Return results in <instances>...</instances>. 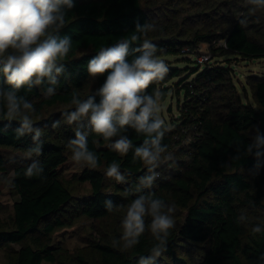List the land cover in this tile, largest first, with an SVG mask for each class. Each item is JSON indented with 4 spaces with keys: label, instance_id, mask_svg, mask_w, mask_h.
I'll return each instance as SVG.
<instances>
[{
    "label": "trees",
    "instance_id": "16d2710c",
    "mask_svg": "<svg viewBox=\"0 0 264 264\" xmlns=\"http://www.w3.org/2000/svg\"><path fill=\"white\" fill-rule=\"evenodd\" d=\"M185 1L74 0V8L67 14V25L59 33L61 37L69 36L73 44L64 62L66 71L58 78L56 94L47 99L43 96V89L50 86L47 83L19 92L36 107L34 126L42 129L43 151L33 159L39 161L43 173L26 177L30 159L21 158L8 167L0 153V172L12 173L10 183L18 197L12 216L0 221V250L11 251L5 264H137L140 256L150 254L153 239L148 232L128 251L114 248L113 240L121 236L120 224L118 230L111 231L112 236L100 232L82 255L67 262L58 259L63 249L53 239L56 231L71 227L81 217L96 222L124 215L126 208L108 212L104 207L106 200L126 206L136 198V194L125 196V190L135 187L139 177L145 174L143 163L134 158L132 151L126 156L113 152L107 147L108 141L92 133L88 136V148L98 156V166L85 168L71 180L89 183L91 191L81 197L71 193L72 182L64 179L61 167L67 161L70 151L66 144L69 138H74L76 126L65 124L61 113L74 107L71 105L74 90L81 99L86 98L95 94L106 79V74L92 79L87 72L89 60L99 49L115 44L119 38L130 35L136 23L145 22H155L158 26L148 38L156 44L161 59L183 56L188 63L196 65L182 79L185 71L165 61L169 67L165 80L147 90L163 91L165 101L174 90L168 84L178 78L176 89H180L178 95L183 92L184 102L178 122L169 127L162 143L172 152L175 146L188 142L179 147L178 159L156 170L159 178L152 189L145 190L164 200L174 211L185 213L182 225L171 230L167 251L157 258L156 264H253L264 252V232L256 235L251 232L254 224L264 225V156L257 171L255 155L244 153L256 128L264 135V76L247 78L253 104L244 103L233 82L231 62L226 60L223 65L213 62L214 58L223 56L246 61L264 59V10L251 12L246 0L202 3L197 0V5L203 6L199 13H211L209 19L218 18L212 13L215 8H223L224 23L215 24L211 31L186 26L189 13L180 15L178 10L192 2ZM241 20L245 23L241 24ZM219 41H223L221 46L213 44ZM202 43L209 44L212 58L204 64L191 56ZM0 87L9 88L2 73ZM96 100L99 102L98 96ZM55 121H60V125L53 128ZM18 127V121L9 122L0 117V148H11L24 155L32 143L31 135L17 139ZM127 135L134 145L141 144L145 138L131 129ZM237 155L240 158L234 160ZM112 162L120 165L128 183L118 184L105 176ZM242 211L249 217L247 224L237 222ZM14 245L18 248L13 249Z\"/></svg>",
    "mask_w": 264,
    "mask_h": 264
},
{
    "label": "clouds",
    "instance_id": "9594fccd",
    "mask_svg": "<svg viewBox=\"0 0 264 264\" xmlns=\"http://www.w3.org/2000/svg\"><path fill=\"white\" fill-rule=\"evenodd\" d=\"M246 3L253 13L264 10V0H246ZM74 6V0H0V73L9 86L0 87V117L19 122L15 129L17 139L31 135L32 143L24 154L25 159L32 161L25 170L29 178L43 173L39 161L33 159L42 155L43 133L34 126V103L19 92L22 88L31 90L47 83L50 86L43 89V96L47 99L56 94L58 78L66 71L64 62L73 44L69 36L61 37L59 33L67 25V14ZM157 30L155 22L136 23L130 35L119 38L111 46L101 47L89 60L87 72L92 79L106 74L103 84L95 94L83 99L74 90L71 98L74 107L61 113L65 124L76 126L74 138H69L66 144L76 166L91 169L98 166V156L88 148L90 133L108 141L107 147L113 152L126 156L132 151L134 158L143 163L145 174L139 177L135 187L125 190V196L136 194V198L126 206L111 200L104 202L110 213L126 208L120 223V239L112 243L114 248L128 251L140 243L142 235L150 233L153 239L150 254L140 256L137 264H156L157 258L167 251L171 230L176 225L174 208L154 198L151 191L145 192L159 178L156 170L173 160L169 146L162 143L170 130L160 115L165 94L158 89L147 91L154 83L164 81L169 72L167 63L157 55L156 44L148 38L149 33ZM134 44L138 46L133 48ZM59 125L60 121H55L52 127ZM129 129L145 137L141 144H133L127 135ZM261 149H264V135L256 128L244 153L255 155L257 171L264 156ZM239 158L237 155L233 159ZM105 176L118 184L128 183L116 162L106 168ZM237 222H250L246 212L240 213ZM251 232L253 235L264 232V225L254 224ZM253 264H264V252Z\"/></svg>",
    "mask_w": 264,
    "mask_h": 264
},
{
    "label": "rangeland",
    "instance_id": "374dc122",
    "mask_svg": "<svg viewBox=\"0 0 264 264\" xmlns=\"http://www.w3.org/2000/svg\"><path fill=\"white\" fill-rule=\"evenodd\" d=\"M166 1V0H164ZM201 3L206 0H200ZM187 0L185 1V3ZM197 0H192L189 5L181 6L178 10L180 15H185L187 12L189 13L188 20L186 22L187 27L193 28H206L207 30L214 31L215 24L224 23L225 21V13L223 8H215L212 12L213 15H216L215 19H209V15L211 13L202 12L199 13V9L203 6L197 5ZM166 7L168 3H166ZM224 20V21H223ZM223 41H219L215 45L221 46ZM210 47L207 43H202L198 46V48L194 51V57H199L202 54H208L210 56ZM188 58V57H187ZM190 59V58H189ZM194 59V58H193ZM210 59L211 56H210ZM226 60L231 62V67L233 69V82L236 86L237 92L240 95L242 102L253 104L250 91L247 85V78L250 75H262L264 76V59L262 60H254V61H246L243 60L241 57L235 56H223V57H216L213 59V62L218 61L223 65ZM165 61L171 65L172 67H178L185 72L181 75L182 79H186L192 73V67L196 68V65L193 63H188L183 56H170L166 57ZM195 75H192V77ZM178 78L172 80L168 86L172 87L174 90L169 92L165 101H162L161 108L162 111L160 113L161 117L166 121L168 127H173L175 123L178 122V118L180 116V110L183 106L184 97L183 92L181 91L178 95L180 89L177 88ZM181 88V87H179ZM55 110V109H54ZM53 110V111H54ZM187 141L183 145L175 146L172 150L173 160L178 159L177 153L179 147L186 146ZM0 153L6 159V163L8 167H12L16 162L20 161L21 158H24V155L20 154L19 152L11 149V148H0ZM172 160V161H173ZM168 163V162H167ZM165 163V164H167ZM85 168L88 167H79L76 166L72 159H71V152L67 155V161L61 167V173L63 174L64 179L71 181L74 175L80 174ZM11 177L12 173L3 174L0 172V221H7L13 214V205L18 200V197L15 194V191L11 185ZM70 184V191L74 196L81 197L88 195L91 191L90 184L80 183L77 181H71ZM178 213V214H177ZM177 214V217H176ZM184 212H176L174 211V219L176 221L175 228H179L184 220ZM123 215L118 214L115 217H112L108 220H100V221H93L88 220L84 217L77 219L74 224L69 228H64L61 230L56 231L53 234V239L60 243L62 246V253L60 254L59 258L60 261L67 262L68 259L76 256L82 255L89 243L93 241V239L97 240L100 232L110 233L112 236V230L118 227V224L121 223ZM118 230V228H117ZM120 231L121 227L119 228ZM16 245L13 246V249H17ZM11 251L7 249L0 250V264H5L7 262V257L10 255ZM182 254L181 256H183ZM48 264V263H43ZM168 264V263H165Z\"/></svg>",
    "mask_w": 264,
    "mask_h": 264
},
{
    "label": "built area",
    "instance_id": "2783aa9c",
    "mask_svg": "<svg viewBox=\"0 0 264 264\" xmlns=\"http://www.w3.org/2000/svg\"><path fill=\"white\" fill-rule=\"evenodd\" d=\"M213 44H216V43H213ZM191 56H192V58H194L200 64H204V63H207V62L210 61V56L207 53L206 54H202L199 57L196 56V58L194 57L195 55L194 56L191 55Z\"/></svg>",
    "mask_w": 264,
    "mask_h": 264
}]
</instances>
